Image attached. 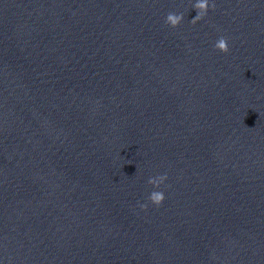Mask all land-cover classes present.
Masks as SVG:
<instances>
[{
	"label": "clouds",
	"instance_id": "obj_1",
	"mask_svg": "<svg viewBox=\"0 0 264 264\" xmlns=\"http://www.w3.org/2000/svg\"><path fill=\"white\" fill-rule=\"evenodd\" d=\"M209 7L215 8V4L209 5L208 0H196V3H194L193 8L197 11V15L191 22L195 24L200 19H203V17L207 15ZM183 19H184L183 14L169 13L166 16L165 23L175 28L181 24ZM214 47L218 49L220 52L227 53L229 51L227 38L220 37L216 41ZM166 179H167L166 175L159 176L156 178H150L148 180V183L158 188L159 185L162 184ZM164 199H165L164 194L163 192L160 191H154L149 196V200L157 206L161 205ZM141 207L146 209L147 204L141 205Z\"/></svg>",
	"mask_w": 264,
	"mask_h": 264
}]
</instances>
